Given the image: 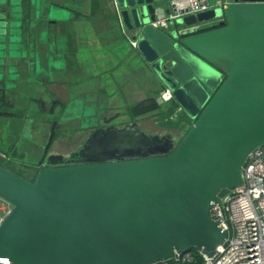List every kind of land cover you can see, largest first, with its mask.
<instances>
[{"label": "water", "instance_id": "1", "mask_svg": "<svg viewBox=\"0 0 264 264\" xmlns=\"http://www.w3.org/2000/svg\"><path fill=\"white\" fill-rule=\"evenodd\" d=\"M165 0H116L118 20L192 123L176 138L137 123L92 130L28 181L0 165V264H159L212 258L227 232L210 214L264 146V0L151 23ZM161 104L160 100H158Z\"/></svg>", "mask_w": 264, "mask_h": 264}, {"label": "crops", "instance_id": "2", "mask_svg": "<svg viewBox=\"0 0 264 264\" xmlns=\"http://www.w3.org/2000/svg\"><path fill=\"white\" fill-rule=\"evenodd\" d=\"M0 13V161L24 165L17 175L33 181L48 155L67 156L96 128L135 122L146 133L147 126L175 131L163 125L162 110L140 112L162 87L122 28L114 0H0ZM91 114L100 119L80 128ZM73 134L77 143L55 148ZM26 155L35 161L23 162Z\"/></svg>", "mask_w": 264, "mask_h": 264}, {"label": "built area", "instance_id": "3", "mask_svg": "<svg viewBox=\"0 0 264 264\" xmlns=\"http://www.w3.org/2000/svg\"><path fill=\"white\" fill-rule=\"evenodd\" d=\"M228 1L218 0L213 8L223 7ZM164 3L168 4L169 13L151 23L163 31H168L179 17L213 9L208 0H165ZM131 42L136 46L135 41ZM159 100L163 106L173 102L171 92L163 89ZM181 113L176 107L171 119ZM240 178L239 186L212 205L211 218L226 230L227 238L212 258L202 256V264H264V146L250 152ZM11 208V204L0 198V225ZM194 261L193 253L185 251L159 264H193Z\"/></svg>", "mask_w": 264, "mask_h": 264}, {"label": "rangeland", "instance_id": "4", "mask_svg": "<svg viewBox=\"0 0 264 264\" xmlns=\"http://www.w3.org/2000/svg\"><path fill=\"white\" fill-rule=\"evenodd\" d=\"M217 1L218 0H208V4H209V6H210V8H213L215 5H216V3H217ZM5 27V23H3V28ZM163 89L161 88L160 89V91H159V93L157 94V100H159V94H160V92L162 91ZM127 96V95H126ZM75 102V101H74ZM160 104V103H159ZM171 103H169L168 105H165V106H169ZM69 105H71V108H72V106H73V102H68V106ZM160 105H163V104H160ZM171 105H174L175 106V103L174 104H171ZM170 105V106H171ZM70 107H68L67 108V111L68 112H70V111H72V109H71ZM50 109V102H46L45 104H44V112H43V114H39L38 112H36V106L35 105H33V110L35 111L34 113H35V115L38 113V115L41 117V118H46V112H48V110ZM87 113V112H86ZM100 113H103L102 111L100 112ZM99 113V114H100ZM110 113V112H109ZM88 114V113H87ZM92 115V114H91ZM88 115L87 117H86V123H85V125L84 124H82V126H79L80 128H82V129H85V127H88L89 125H86V124H89L90 122H93V121H95L96 119H100L99 118V116H95V115ZM54 117H56L55 115H53L52 116V120H53V118ZM171 120H173V121H175L176 120V118H172ZM150 122V121H149ZM152 125V124H151ZM153 127V126H152ZM188 127L189 126H185L180 132H177V133H175V131H165V130H159L158 128H150V127H146V128H144V126H143V128L145 129V130H147V131H149L148 132V134H153V135H158V136H162V135H165V134H170V133H172V135L173 136H175L176 138L178 137V138H181L182 137V135L186 132V130L188 129ZM65 128H70V127H68V124L66 125V127ZM68 130H70V129H68ZM74 135V134H73ZM78 135H80V134H78ZM78 135L77 134H75L73 137H72V139L70 140V141H66L65 140V138L66 137H64V138H60L57 142H55V148L56 149H59V150H65V149H69V147L71 146V145H74L75 143H77V138H78ZM82 136H83V134H81ZM82 138V137H81ZM177 138V139H178ZM79 139V138H78ZM81 144V143H80ZM80 144H78V145H80ZM77 145V144H76ZM79 146H75V148H74V150H76L77 148H78ZM15 148H16V151L17 152H19V149H18V145H17V147L15 146ZM74 150H71V151H74ZM70 152V151H69ZM35 158H34V156L32 155V156H23V158H21V160L23 161V162H25V163H27V162H34L35 160H34ZM17 162V161H16ZM0 165L1 166H3V167H6V169L8 168V169H10V171L11 172H15V174L16 173H18L17 171H19L20 169H22L23 168V166L24 165H22L21 167L20 166H18V165H14V166H8V165H6L5 166V164H4V162H2V161H0ZM23 173V172H22ZM25 175V174H24Z\"/></svg>", "mask_w": 264, "mask_h": 264}, {"label": "trees", "instance_id": "5", "mask_svg": "<svg viewBox=\"0 0 264 264\" xmlns=\"http://www.w3.org/2000/svg\"><path fill=\"white\" fill-rule=\"evenodd\" d=\"M4 19H5V15L3 13H0V29H3V23H4ZM173 102H171L172 104ZM170 104V105H171ZM176 105H171V106H163L158 104L157 100L152 102L150 101L149 103H147L144 107L141 108V113L144 112H149L152 110H162L163 112L161 113L162 115V123H164L163 125L166 126L169 129L172 130H182L185 127V122H187L185 119V116H181V114H179L176 118L175 121L171 120V116L174 113L175 109H176ZM189 123V122H188ZM194 255V263L193 264H202L203 262V258L200 254H198L197 252L191 251Z\"/></svg>", "mask_w": 264, "mask_h": 264}, {"label": "flooded vegetation", "instance_id": "6", "mask_svg": "<svg viewBox=\"0 0 264 264\" xmlns=\"http://www.w3.org/2000/svg\"><path fill=\"white\" fill-rule=\"evenodd\" d=\"M86 139H87V138H86ZM82 144H83V143H82ZM82 144H81V145H82ZM81 145H80V146H81ZM80 146H79V147H80ZM79 147H78V148H79Z\"/></svg>", "mask_w": 264, "mask_h": 264}]
</instances>
